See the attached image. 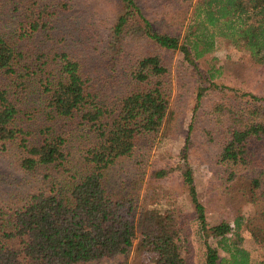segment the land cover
<instances>
[{
	"label": "trees",
	"instance_id": "16d2710c",
	"mask_svg": "<svg viewBox=\"0 0 264 264\" xmlns=\"http://www.w3.org/2000/svg\"><path fill=\"white\" fill-rule=\"evenodd\" d=\"M118 1L121 10L111 38L121 47L128 37L140 38L155 49L135 58L129 68L133 86L111 98L92 87L83 62L68 52L26 57L19 38L52 29L55 18L72 9L69 0H32L20 21L21 31H16L18 39L0 31V73L13 77V82L16 78L17 87L24 90L31 86L29 75L40 76L50 118L79 119L85 133L93 135L84 150L83 167L71 173L68 137L57 128L53 132L52 127L42 131L46 136L40 143L32 142L31 131L18 124L20 104L29 95L23 96L0 79V142L4 149L10 143L18 145L20 168L39 182L20 197L0 201V264H99L106 258L129 255L136 239L144 264H190L180 251V237L187 226L183 211L177 206L164 211L151 208L133 191L111 192L106 178L119 161L134 155L139 142L157 136L173 118L164 80L169 68L157 50H181L187 61L197 65L223 38L263 63L264 0H198L191 3L192 14L182 32L163 29L140 0ZM205 90L199 88L198 103ZM262 109L253 106L245 111L232 106L227 110L235 129L220 153L222 162L256 166L249 144L264 138ZM188 142L189 137L186 147ZM186 150L183 156L187 159ZM185 164L182 176L193 203L191 219L197 221L206 244L204 264H254L251 252L242 245L241 230H249L264 246V168L250 179H238L240 189L248 192L257 208L248 218L236 217L232 227L227 221L209 223L193 169ZM165 172L162 169L157 174ZM211 237L217 244L209 242ZM220 249L228 256H222Z\"/></svg>",
	"mask_w": 264,
	"mask_h": 264
},
{
	"label": "rangeland",
	"instance_id": "374dc122",
	"mask_svg": "<svg viewBox=\"0 0 264 264\" xmlns=\"http://www.w3.org/2000/svg\"><path fill=\"white\" fill-rule=\"evenodd\" d=\"M30 1L0 0L2 33L19 38L16 31H21L20 21H24V11ZM69 1L72 9L62 11L55 18L52 29H42L32 38H19L27 51L26 57L31 59L33 56L35 59L36 54L41 53L54 57L56 53L68 52L83 62L94 89L110 98L127 91L133 86L129 68L135 58L155 48L133 37H128L124 47H121L111 38L121 10L118 0ZM140 1L163 29L182 32L191 17L192 4L198 0ZM119 49H122V54L118 53ZM157 52L162 54L169 68L164 80L170 92L173 118L157 136L146 137L139 142L133 156L112 167L106 184L114 193L135 192L141 203L151 208L164 211L173 206L179 207L187 222L179 242L181 254L190 264H204L206 244L197 221L191 219L194 208L184 184L182 168L186 162L192 167L198 195L206 206L211 225L227 221L235 227L236 217L248 218L255 214L257 206L248 192L240 189L238 179H250L264 168V138L252 139L249 144L256 166L224 163L220 153L235 129L227 110L232 106L245 111L253 106L264 109V62L256 61L247 49L223 38L218 39L216 48L201 57L197 65L187 61L181 50L158 49ZM210 75H214L213 78ZM39 77L29 75L27 80L31 86L24 90L22 86L17 87L16 78L13 82V77L0 73L3 83L18 89L23 96L29 95L20 104L22 112L18 115V124L31 131L30 140L40 143L46 136L42 131L47 132L52 127L53 132L55 128L62 131L68 137V151L75 167H72L71 173H77L78 168L83 167L84 150L92 142L90 137L93 135L85 133L79 119L62 121L50 118L44 104L46 94L38 83ZM201 86L206 90L201 103H198ZM252 94L262 99L255 100ZM220 105L224 108L219 109ZM7 147L4 149L0 142V201L20 197L39 184L37 179L20 168L18 145L10 143ZM185 148L187 159L183 156ZM162 169L166 172L159 176L157 172ZM188 216L190 218L186 219ZM241 232L244 238L242 245L251 252L253 263L264 261V246L252 237L249 230L242 229ZM138 241L135 240L129 255L106 258L99 264H144V257L137 252ZM209 242L217 244L212 237ZM220 253L228 256L222 249Z\"/></svg>",
	"mask_w": 264,
	"mask_h": 264
}]
</instances>
